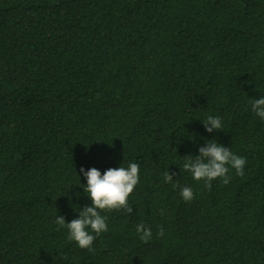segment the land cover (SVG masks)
<instances>
[{
    "label": "trees",
    "instance_id": "1",
    "mask_svg": "<svg viewBox=\"0 0 264 264\" xmlns=\"http://www.w3.org/2000/svg\"><path fill=\"white\" fill-rule=\"evenodd\" d=\"M261 95L264 0H0V264H264ZM209 140L246 158L210 189L181 167ZM130 163L133 212L79 248L80 169Z\"/></svg>",
    "mask_w": 264,
    "mask_h": 264
},
{
    "label": "clouds",
    "instance_id": "2",
    "mask_svg": "<svg viewBox=\"0 0 264 264\" xmlns=\"http://www.w3.org/2000/svg\"><path fill=\"white\" fill-rule=\"evenodd\" d=\"M251 111L264 120V95L251 101ZM207 132L214 129H222V121L219 117L209 115L202 121ZM246 158L234 154L230 148L209 140L204 147L199 148V155H186L182 164L183 171L190 173L194 181H204V186L211 188L212 181L221 179L225 185L230 183L229 172L234 169L237 175L244 174ZM180 167V168H181ZM140 165L130 163L126 168H108L103 174L93 167L87 171L80 169L87 183L83 186L84 193L91 199V206H85L78 211L79 218L66 223L65 217L57 215L55 224L58 230L67 229V239L77 243L81 249L93 251V243L97 236L108 231L106 216L102 211L123 210L128 214L133 212V206L128 203V198L139 182ZM175 173L168 170L164 173V181L171 183ZM180 195L185 202L194 198V192L190 186L181 189ZM163 214V210H161ZM139 239L145 243L151 240L152 231L143 223L136 226ZM160 236L164 235L161 228Z\"/></svg>",
    "mask_w": 264,
    "mask_h": 264
}]
</instances>
